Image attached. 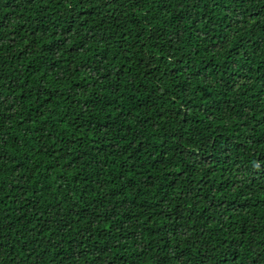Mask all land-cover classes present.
<instances>
[{
  "label": "trees",
  "instance_id": "1",
  "mask_svg": "<svg viewBox=\"0 0 264 264\" xmlns=\"http://www.w3.org/2000/svg\"><path fill=\"white\" fill-rule=\"evenodd\" d=\"M0 264H264V0H0Z\"/></svg>",
  "mask_w": 264,
  "mask_h": 264
}]
</instances>
